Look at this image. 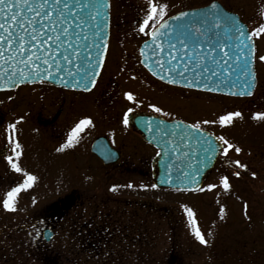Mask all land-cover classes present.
I'll use <instances>...</instances> for the list:
<instances>
[{"label":"rangeland","instance_id":"374dc122","mask_svg":"<svg viewBox=\"0 0 264 264\" xmlns=\"http://www.w3.org/2000/svg\"><path fill=\"white\" fill-rule=\"evenodd\" d=\"M211 1L214 0H153L157 6L166 5L164 15L145 26L148 0H111L108 65L91 94V99L109 94V99L102 98V104L108 106L102 116L106 119L97 126L94 116L88 117L91 124L83 126L79 135L82 148L76 147L75 151L64 146L62 151L48 155L42 149H52L48 144L51 130L46 131L45 124L39 128L47 132V140L45 146L38 147L42 135L35 129V115L45 113L34 110L37 106L42 110L49 107L50 89L39 88L45 95L39 103L34 101L38 87L0 91V149L11 137L16 139L20 146L16 149L20 153L16 163L21 169L19 173L0 170V264H264V119H253L255 114L264 113V61L260 60L264 56V32L253 35L258 82L250 97L181 92L149 80L148 74L139 76L144 80L140 84H133L131 78L143 72L137 47L153 26L179 10ZM217 1L239 14L251 33L264 24V0ZM142 26L144 32L140 31ZM119 52L121 61L117 65ZM127 69L130 72L123 71ZM123 91H131L134 99H125L124 103ZM123 104H128L129 109L151 112L150 105L159 107L160 116L191 121L234 147L227 157L220 153L200 190L153 188L152 161L158 151L127 126L125 134L118 137L127 107ZM235 112L241 115L230 124L220 123L222 115ZM111 118L117 124L109 123ZM112 125L118 131L112 129L108 135L126 153L124 160L129 159L134 170L112 169L90 151L94 136L103 130L101 126ZM236 160L246 167L238 168L232 163ZM236 172L239 176L234 175ZM25 173L35 177L32 186L18 193L15 211L5 210V194L24 182ZM224 176L229 180L227 191L221 184ZM209 185L215 187L210 189ZM69 196H76L80 205L67 208ZM189 209L192 216L188 215ZM48 221L56 225L52 241L45 245L32 237L36 243L33 246L28 241L26 225L31 224L29 229L36 232ZM197 228L206 244L195 238Z\"/></svg>","mask_w":264,"mask_h":264},{"label":"water","instance_id":"95a60500","mask_svg":"<svg viewBox=\"0 0 264 264\" xmlns=\"http://www.w3.org/2000/svg\"><path fill=\"white\" fill-rule=\"evenodd\" d=\"M42 2L29 0L33 6ZM110 7V0H59L58 3L48 0L47 8L52 11L53 19L59 16L63 23L50 25L56 31L47 34L60 36V40L49 41L41 51L25 36L29 40L26 45L29 53L40 57L30 65L20 63L26 56L17 54L11 59L8 54L11 49L7 45L0 46V51L4 52L0 56V91L34 82L90 89L101 71L108 48ZM17 11L21 17L29 15L24 7ZM225 18L234 23H227ZM0 23H4L2 17ZM11 28L24 34L15 24ZM65 28L67 36L63 32ZM152 33L141 47L142 64L159 79L214 93L251 96L247 94L250 91L253 95L257 85L254 39L240 16L219 1L181 10ZM0 34L5 33L0 30ZM242 92L244 95H240ZM128 119L143 138L158 149L159 155L152 162V180L156 187L186 191L201 188L223 147L215 135L193 128L188 122L149 113L132 112ZM92 151L105 164L118 159V152L105 137L94 141ZM50 237L51 234L47 236Z\"/></svg>","mask_w":264,"mask_h":264},{"label":"flooded vegetation","instance_id":"af4514ba","mask_svg":"<svg viewBox=\"0 0 264 264\" xmlns=\"http://www.w3.org/2000/svg\"><path fill=\"white\" fill-rule=\"evenodd\" d=\"M144 40H142L141 43ZM141 43L137 47V54L138 55H139ZM111 44H112V41L110 40L105 63L102 67V70L100 72V75L98 76L96 83L94 84V86L90 90H74V89L62 88V87H59V86H56L53 84H47L46 85V84H41V83L21 86V87H26V86L38 87V90L34 95V98H35L34 101H36V103H39L40 98L44 99L43 96H45L43 93V89H39V88H42L45 86L48 89H50V94H48V92H47L48 99H51V103H50L49 107L46 110L43 109L44 110L43 111L40 106H37V108H36L37 111L34 110L35 113H38V114L45 113V115H35V117L37 119L34 122L35 129L42 135V137H40V139L38 140V147L45 146V140H47V139L44 138V134L47 133L46 131L51 130V133H49L50 136L48 138L49 139L48 144L52 145V149L51 150H45L44 148H42L48 155L49 154H50V156L54 155V153L57 152L58 149H60L62 146H66L69 143H71V147L68 148L70 150L75 151L76 147L82 148V145H83V144L81 145V139L82 138L79 137V135H81L82 132L79 131L75 134L73 133V129L76 128V125L81 120H85V119L91 120L88 117L94 116L92 120H95V122L98 126V125H101V121L103 118L106 119V117H102V116L106 112L105 109L108 106L102 104L103 103L102 98H104L105 100L109 99V94H106L104 97L102 94H100L99 96H96L95 99H91V94L98 87L99 81H100V78L104 72V69L108 65V59H109V53L111 50ZM114 48H118L117 51L121 50V48L118 44L117 45L115 44ZM117 60H118L117 65H119V61H121L120 52H119V59H117ZM122 62H121V64H122ZM139 64L141 65L140 57H139ZM141 68L143 69V72H141L140 75H137L136 77L134 74H132L133 77L128 75L129 77L133 78V84L135 82H136V84H140V82L144 81L141 77H146V74H148L149 80L151 79V81H153L155 83H160V84L168 86V87L177 88L181 92H183V91H194L191 89L181 88V87H177L175 85H170V84L164 83V82L158 80L157 78L153 77L142 65H141ZM118 70H120V72H121V69H118ZM123 71L130 72L129 69L123 70ZM123 73L124 72H122L121 74H123ZM126 76H127V74H126ZM139 76H141V77H139ZM124 79H126V78H123L122 82H121L122 88H123ZM116 83L118 84V80H116ZM122 93H123L124 103H127V102H125V99H127L126 95H125L126 93H131V95L134 97V95L131 91H128L126 93H124V91H123ZM129 102H131V101H129ZM126 105H127V107L125 108V110L123 112V116H124V113H126V112L128 114L130 113V112H128V110H129L128 104H123L122 106H126ZM175 106H177V105H175ZM116 107L118 110L119 107L117 104H116ZM89 108H92L93 110L88 111ZM130 109H132V111H143V112L152 113L155 115H160V113H157L155 111L151 112L148 110H141V109L134 110L133 108H130ZM96 115H98V116H96ZM2 116H3V113L0 112V117L2 118ZM166 118H168V119H179L176 117H166ZM115 120H117V119H115ZM180 120H184V121H187L189 123L194 124L193 122L188 121V120L183 119V118H181ZM109 123H113V124L115 123V122H113V118L110 119ZM44 124L46 125V128H45L46 131L42 130V128L41 129L39 128L40 125L43 126ZM115 124H117V123H115ZM120 124H121V126L122 125L123 126L120 129V132L117 134L118 137L123 136L126 132L125 131L126 126L124 125V123L121 121ZM194 125H196V124H194ZM85 127H87V125H85L84 128ZM127 127L132 129L135 133H137L134 130V128H132L129 125V123H128ZM100 129H103V130L107 129V130H105L106 132L103 130L98 132L94 136L93 141L96 138H98L99 136H105L109 140L110 144L118 151V160L115 163H112V164H109L106 166H110L112 169H115L119 172L120 171L121 172H127V171L134 170L135 166H132L129 163V159L124 160V156L126 155V153L123 151V149L117 148V146H116L117 144H115V140L113 138H111V135H108L109 131L111 132V130L114 129V125H112V127L101 126ZM117 131L118 130H115V132H117ZM84 133H86V129H84ZM73 135H75V138L70 140V137H73ZM79 139H80V142H79ZM9 140L10 141H5L3 144V147L0 149V160H2V161H0V170H2V171L11 170V171L15 172V170L11 167V165L8 163V160L6 158L11 156V157H13V159L15 158L14 162L16 163L17 158H16L15 153L13 151V149L16 146V139L11 137V139H9ZM91 145H90V150H91ZM92 155L95 156L94 154H92ZM95 158H97V157L95 156ZM74 164H76V162H74ZM75 198H76V196L67 197V208H70V206H73V205L75 206L76 204L80 205V202L77 203ZM30 225L31 224L26 225L27 231L29 232L28 241H30L33 246L36 243L33 242L32 237H35L36 240H40V242L45 244V245H47V243H50L52 241L51 240L50 242H47L45 240V235H47L45 233L46 231L50 230V231H52V233L54 232V234H55L56 225L52 224V222L48 221V222L44 223L43 228L39 229L36 232L33 229H29ZM48 248H49V246H48ZM19 249H21V247L17 248V250H19Z\"/></svg>","mask_w":264,"mask_h":264},{"label":"snow or ice","instance_id":"6c2138e0","mask_svg":"<svg viewBox=\"0 0 264 264\" xmlns=\"http://www.w3.org/2000/svg\"><path fill=\"white\" fill-rule=\"evenodd\" d=\"M58 3L59 0H56ZM149 4V15L147 18L144 20V25L147 26L149 21H154L158 16H163L164 11L166 8V5H155L153 4V0H148ZM48 5V0H43L42 3H40L38 6H33L29 4V0H16L15 3L12 2V0H0V17L4 19V23H0V30H3V33L5 34H0V46L7 45L11 50L9 51V56L11 59H15V56L19 54L20 56L24 57L26 56L27 59H22L20 63H23L25 65H30L34 61H39L40 57L35 55L34 53H29V49L26 47L27 43L30 41L35 42L33 44L34 47L39 48L41 51H43V46L47 45L49 41H58L60 40V36H55L53 37L52 35H48V32H55L56 28L52 27L50 28V25H57V24H62L63 21L60 20L59 16H57L55 19H53V13L47 8ZM21 7L26 8V11L29 15H25L21 17V14L18 9ZM67 7V5H65ZM213 8L216 7L215 4L212 5ZM181 15H186L182 13ZM225 21L227 23H234V21L229 20L228 18H225ZM15 24L17 25L21 30H23V35L20 33L15 32L12 28L11 25ZM27 25V28L25 27ZM35 25H39V27H35ZM28 29H31L29 32ZM141 32L145 31V27L142 26L140 28ZM239 31V29H238ZM65 36L68 34V30L65 28L63 30ZM259 32H264V24H261L259 26V29L255 30L252 35H256ZM149 35H153V33H149ZM241 35H243V32H241ZM25 36L29 38V40L25 39ZM249 39H251V36H249ZM15 45V48H12V46ZM71 47V45H69ZM49 51H51V48H49ZM4 52L0 51V56H3ZM67 59V57H65ZM261 61H264V56L260 57ZM44 63L47 64L48 61L47 59L44 60ZM162 67V66H161ZM155 75V73H153ZM21 76H23V72H21ZM254 79V77H253ZM95 83V81H93ZM248 95H252V93L249 91L247 93ZM126 98L128 100H133V96L131 93H126ZM240 95H244V93H240ZM153 111L157 113H161V109L159 107L150 105ZM132 109H129L128 112H131ZM164 115H167V113H163ZM241 114L239 112L235 113H228L226 115H222L220 117V123L223 125L225 123H231L234 117H239ZM253 119H264V113L260 114H255L253 116ZM123 123L125 126L128 125L129 119H128V113L126 112L124 115V120ZM204 123H208V121H205ZM91 124L90 120H81L77 125L76 128L73 129V133H77L79 131L83 130V126ZM9 127H14L13 125H9ZM193 128L198 129L199 125H192ZM151 130V129H149ZM75 135L73 137H70L71 139H74ZM219 140L223 142L226 147L222 149V155L227 157L229 153V149H233V145L223 137H218ZM66 146L71 147V143L67 144ZM20 146L17 143L15 148L13 149L15 156L19 157L20 153L16 151ZM62 146L58 151L63 150ZM210 150V149H207ZM235 152L239 153L240 149L235 148ZM159 155V153H157ZM8 163L11 165V167L16 171V172H21L20 167L18 166L17 163L14 162L13 157H7ZM232 163L236 164L238 168H244L246 167L245 165H242L238 160L232 161ZM25 175V180L22 184H20L17 187L12 188L9 192L5 194V199L3 200V207L7 211H15V200L19 192L22 190H26L27 188H30L32 186V182L35 180V177L32 175H29L27 173ZM234 175L239 176V172L234 173ZM253 175H255L253 173ZM221 184L223 188L227 191L230 187L229 185V180L227 176L221 177ZM128 187H132L131 184L128 185ZM153 188L156 187L155 184L152 185ZM210 189L215 187L214 185H209L208 186ZM113 191L115 190V186L112 189ZM221 212H223V209H221ZM188 215L192 216L193 213L189 209L188 210ZM192 224L195 225V221H192ZM195 238L201 243V244H206L207 241L205 240V237L202 235V233L199 231L197 228L196 231L193 233Z\"/></svg>","mask_w":264,"mask_h":264}]
</instances>
